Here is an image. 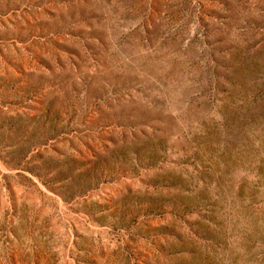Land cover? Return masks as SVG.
Wrapping results in <instances>:
<instances>
[{"label":"rangeland","instance_id":"rangeland-1","mask_svg":"<svg viewBox=\"0 0 264 264\" xmlns=\"http://www.w3.org/2000/svg\"><path fill=\"white\" fill-rule=\"evenodd\" d=\"M0 264H264V0H0Z\"/></svg>","mask_w":264,"mask_h":264}]
</instances>
